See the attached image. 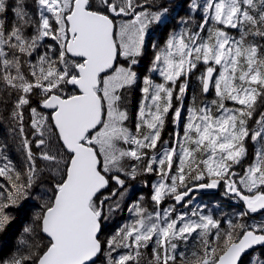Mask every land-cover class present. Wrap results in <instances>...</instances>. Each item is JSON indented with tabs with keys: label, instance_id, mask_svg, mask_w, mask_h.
I'll use <instances>...</instances> for the list:
<instances>
[{
	"label": "snow or ice",
	"instance_id": "6c2138e0",
	"mask_svg": "<svg viewBox=\"0 0 264 264\" xmlns=\"http://www.w3.org/2000/svg\"><path fill=\"white\" fill-rule=\"evenodd\" d=\"M176 6L0 0V119L23 155L18 166L0 141V234L16 220L8 209L38 208L0 264H264V218L245 219L264 212V0H184L179 31L153 44ZM149 46L161 81L137 68ZM221 184L245 207L226 229L192 206ZM127 199L130 221L103 237Z\"/></svg>",
	"mask_w": 264,
	"mask_h": 264
},
{
	"label": "trees",
	"instance_id": "16d2710c",
	"mask_svg": "<svg viewBox=\"0 0 264 264\" xmlns=\"http://www.w3.org/2000/svg\"><path fill=\"white\" fill-rule=\"evenodd\" d=\"M181 10L178 13H176L180 16L178 18H174L178 22H180L181 18L185 17V14H186V12L182 13ZM172 16H173V13H172ZM181 26L182 25L178 24L177 29L180 28ZM166 28L167 27H165V30H166ZM164 38H165V36L163 35V40H164ZM153 51H154V49L152 48L150 54H148L146 57H144V59L142 60V63L137 65V68L140 69V75L141 76L147 75V76L153 77L157 81H161L162 78L159 77L158 74H153L151 71L147 70L150 67V61L152 58ZM196 75H199V73H197ZM196 85H198V82L196 80V76L194 75L190 80L188 94L185 96V99H184V113H183L184 117L187 116V108L190 107L192 104L193 95L197 94V92H198L197 89H193ZM139 87H140L139 84L137 86H134L127 94L128 95V108H129L130 116L132 117V124H134L135 110H136V107L140 101V96H141ZM3 115L6 117L7 113L4 112ZM26 123H27V113H26ZM173 129H174V125L170 123L169 132L165 133L163 139H165V140L170 139L169 133H171L173 131ZM0 141L7 142L8 153H9L11 159L14 162H16V164L19 166L22 159H23V155L19 149L18 143L13 140V133L11 131L10 124H9L7 119H0ZM151 177H152V175H149L147 177H144V179L149 181L151 179ZM222 186H223V184L220 185L217 192L213 195H204V196L196 195V200L198 202V205L200 203L204 204L205 206L206 205H213V204L214 205L222 204V205H224V207H227V208H229V207L237 208L238 213L241 211H244L245 208H244L243 202L234 196H230V197L225 196L224 192L222 191ZM137 187H140V180L132 182V184L130 185L131 189H134ZM136 192H138V191H136ZM235 199L238 200V204L236 206L233 205V200H235ZM36 203H37L36 201H31L26 206H24L22 208L8 209V211L16 217V220L13 222V224L8 228V230L5 233L0 234V252H4L6 250H11L12 246L17 243V239L21 233L22 227L28 223L32 214L34 212L38 211V208L34 207V205ZM130 205L131 204H126V200H125L124 203L121 205V209L112 213L110 218L107 221H105V223L103 225V233H102L103 237L111 236L119 227L124 225L126 222L130 221V218L132 215L128 211V208L130 207ZM214 217L217 219H220L223 222L222 227L226 229L228 227L227 221L228 220H235L236 214H234L232 216L228 215L226 213H225V215H222V214L221 215L220 214L215 215L214 214ZM255 218H258L259 220L261 218H264V213L256 214ZM245 219L249 223H252V221H253L251 217H247Z\"/></svg>",
	"mask_w": 264,
	"mask_h": 264
},
{
	"label": "flooded vegetation",
	"instance_id": "af4514ba",
	"mask_svg": "<svg viewBox=\"0 0 264 264\" xmlns=\"http://www.w3.org/2000/svg\"><path fill=\"white\" fill-rule=\"evenodd\" d=\"M174 5H180V6H176L175 7V11L173 12V17L174 18H178L180 16V15H178L176 13H178L181 9H182L181 10L182 13H185L186 12V8L183 6L184 5V0H176L174 2ZM173 22L176 23V25L170 30L169 26H171V24H173ZM178 24H180V22H178L177 20L173 19L171 21V23L167 26L166 30H165V27H161V28L156 29L155 31H153L152 32V43L153 44H160V43H162V41H163V35L166 36L170 31L176 30ZM151 50H152V47L149 46L148 49H147V51H146V53H145V55H144V57H146L148 54H150ZM193 89H197L198 92H199L198 85H196ZM198 92H197V94H198ZM212 96H213V93L210 92L207 97H198V99H205V100H207V99H211ZM169 126H170V123L166 124L165 132L163 134V137H164L165 133H168L169 132ZM182 126H183V120H182V122H181V124H180L179 127H176L174 125V129L175 130H178V131L179 130H182ZM246 143H247L248 149L250 150L252 148V142H250L251 145L248 142H246ZM251 153H252V150H251ZM250 156H252V155L249 154V157L245 161H248V162L251 161V158L252 157H250ZM237 167H243V165L237 166ZM156 179L157 178L155 176H152L151 179L149 180V182L150 183L151 182H155ZM132 190L136 193V195H143L145 197L148 196V193L150 191L149 187H146L143 183H141V181H140V187L134 188ZM136 191H138V192H136ZM132 199H134V197ZM132 199H127L126 200V204H131L132 203ZM192 199H193V205L192 206H196V193H193L192 194ZM168 202L170 203L171 201H168Z\"/></svg>",
	"mask_w": 264,
	"mask_h": 264
},
{
	"label": "rangeland",
	"instance_id": "374dc122",
	"mask_svg": "<svg viewBox=\"0 0 264 264\" xmlns=\"http://www.w3.org/2000/svg\"><path fill=\"white\" fill-rule=\"evenodd\" d=\"M176 25V23L173 22V24H171V26H169L170 30ZM175 31H179V28L176 29ZM171 32V31H170ZM122 59V58H121ZM144 59V57L142 58V60ZM250 144V141L248 142ZM251 145V144H250ZM251 150L252 148L249 150V154H251ZM252 157V156H250ZM252 159V158H251ZM250 162V161H249ZM248 161H245L244 164H247ZM237 171H242V167H237L236 168ZM222 191L224 192V186H222ZM231 195H229L228 197H230ZM198 205V202L196 200V206ZM198 206H205L204 204H199ZM206 209L207 211H211L213 214L215 215H225L228 214V215H234V214H237L238 213V209L235 208V207H224V205L222 204H217V205H206ZM252 218V217H251ZM252 223H255V222H258L259 219L258 218H252Z\"/></svg>",
	"mask_w": 264,
	"mask_h": 264
},
{
	"label": "water",
	"instance_id": "95a60500",
	"mask_svg": "<svg viewBox=\"0 0 264 264\" xmlns=\"http://www.w3.org/2000/svg\"><path fill=\"white\" fill-rule=\"evenodd\" d=\"M176 0H174L175 2ZM218 188L217 189H205V190H198V191H195L194 193L196 194H199V195H212V194H215L217 192ZM245 208V207H244ZM260 213H264V212H260ZM260 213H257V214H260Z\"/></svg>",
	"mask_w": 264,
	"mask_h": 264
},
{
	"label": "built area",
	"instance_id": "2783aa9c",
	"mask_svg": "<svg viewBox=\"0 0 264 264\" xmlns=\"http://www.w3.org/2000/svg\"><path fill=\"white\" fill-rule=\"evenodd\" d=\"M233 204L237 205L238 204V201L237 200H234L233 201Z\"/></svg>",
	"mask_w": 264,
	"mask_h": 264
}]
</instances>
